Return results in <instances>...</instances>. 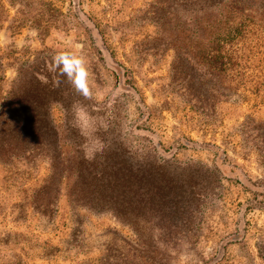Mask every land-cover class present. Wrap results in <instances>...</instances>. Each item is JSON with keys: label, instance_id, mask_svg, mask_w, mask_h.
I'll return each mask as SVG.
<instances>
[{"label": "rangeland", "instance_id": "obj_1", "mask_svg": "<svg viewBox=\"0 0 264 264\" xmlns=\"http://www.w3.org/2000/svg\"><path fill=\"white\" fill-rule=\"evenodd\" d=\"M232 7L244 65L219 71L196 56L193 21ZM61 54L82 61L86 93ZM0 77V97L21 79L25 98L50 89L60 151L96 149L98 126L113 149L162 145L156 161L200 192L179 210L153 194L136 227L81 209L77 227L64 192L54 213L47 158H0V264H264V0H0Z\"/></svg>", "mask_w": 264, "mask_h": 264}, {"label": "trees", "instance_id": "obj_2", "mask_svg": "<svg viewBox=\"0 0 264 264\" xmlns=\"http://www.w3.org/2000/svg\"><path fill=\"white\" fill-rule=\"evenodd\" d=\"M213 11L202 9V15L191 20L197 34L196 56L219 71H226L229 66L242 67L244 38L249 31L247 17L238 7L225 10L220 18H215ZM116 69L118 77H122V68ZM21 83L22 79L15 91L0 97V158L25 156L35 160L41 156L50 161V175L44 188L45 192L49 186L51 188L54 213L60 214L63 192L70 200L77 227L80 226L76 221L77 212L81 209L110 212L133 227L148 223L153 194L159 210L168 203L171 209L179 210L182 204L191 207L188 202L200 192H196V184L186 185L191 174L170 175L165 171L167 161H156L162 145L150 155L149 150L133 152L120 146L113 149L111 139L104 138L97 126L88 129V140L96 149L88 147V143L79 149L81 143L74 141L76 147L60 151L56 128L47 109H43V101L47 100L45 94L51 96L50 89L34 87L25 98ZM47 89L49 91L44 93ZM93 115L91 113V118ZM242 237L243 232H237L225 244L238 242Z\"/></svg>", "mask_w": 264, "mask_h": 264}, {"label": "clouds", "instance_id": "obj_3", "mask_svg": "<svg viewBox=\"0 0 264 264\" xmlns=\"http://www.w3.org/2000/svg\"><path fill=\"white\" fill-rule=\"evenodd\" d=\"M56 61L58 64H63V70L68 73L70 76L73 73V71L78 69L77 79L75 81L76 86L78 89H81L87 92L85 83H84V70L81 67L82 61L78 59H69L66 55L61 54L58 57H56Z\"/></svg>", "mask_w": 264, "mask_h": 264}]
</instances>
